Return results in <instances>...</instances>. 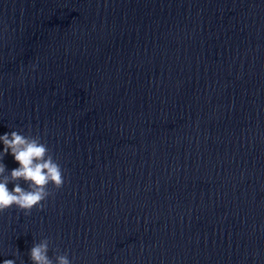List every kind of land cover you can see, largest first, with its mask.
Returning <instances> with one entry per match:
<instances>
[{
  "label": "clouds",
  "instance_id": "obj_1",
  "mask_svg": "<svg viewBox=\"0 0 264 264\" xmlns=\"http://www.w3.org/2000/svg\"><path fill=\"white\" fill-rule=\"evenodd\" d=\"M3 151L0 161L6 154H11L19 167L6 174L7 169L0 163V213L15 206L26 216L33 208L43 209L44 202L54 193L48 190L51 184L59 190L65 183L64 174L59 163L50 154L40 136H25L17 131L0 135ZM23 181L27 188L21 186ZM9 183L14 187L10 190ZM48 239L34 243L29 251L32 264H72L67 252L57 254L55 261L49 257ZM3 264H15L13 259H5Z\"/></svg>",
  "mask_w": 264,
  "mask_h": 264
}]
</instances>
